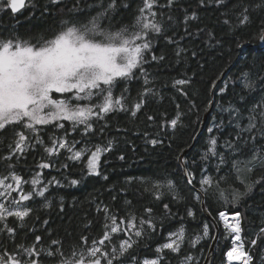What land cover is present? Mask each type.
I'll list each match as a JSON object with an SVG mask.
<instances>
[{
    "label": "trees",
    "instance_id": "obj_1",
    "mask_svg": "<svg viewBox=\"0 0 264 264\" xmlns=\"http://www.w3.org/2000/svg\"><path fill=\"white\" fill-rule=\"evenodd\" d=\"M37 8L26 6L20 12L13 14L4 5H0V35L11 36L20 35L25 38L36 37L45 33L57 31L61 27L62 19L77 18L80 22L87 20L101 9L99 7H87V5H97L100 0H80L82 12L67 14L65 7H71L73 0H62L59 7H51L43 16L41 6H48L51 0H35ZM128 8H119L112 13L111 24L119 27L120 23H130L137 14V9L142 5V0H124ZM166 0H160L165 3ZM249 2V0H244ZM258 3L259 0H252ZM107 0H104L106 5ZM185 9L190 13L197 11L199 18L184 23ZM165 14L166 35L173 36L178 44H169L163 37L154 38V48L152 52L145 53L148 63L144 68L150 78L155 77L154 87L159 90V95L147 97V103L133 117L130 112H116L108 114L104 120L97 121L94 125L96 132L89 139L92 145L105 144L112 140L113 148L110 152L104 153L101 157L100 176H88L82 172L84 162L67 159L69 155L65 150H60L61 155L48 158L43 151V147L37 146L30 149L28 154L21 157L17 162L13 158L10 163L15 164V171L25 180H30L37 172L41 173V185L55 177L60 184H51L45 192L44 197L35 196L25 204L34 209L26 218L24 228L20 227V221L14 217L8 218L10 227L17 228L15 239H11L7 233H0V250L7 248L9 252L15 251V245L23 242L26 246L35 241L38 235L41 242L37 247H51L53 251L56 245H51V240L62 241L64 250L74 242H79L82 235L91 238H99L103 235L104 213L97 211V205H108L110 211L118 216H125L129 211L140 215L144 213L145 207L153 208V219L159 220L165 216L163 205H169L172 213L164 222L163 229L151 239L145 238L141 241L139 248L134 253L139 259L155 256V248L158 244L165 242L168 232L176 230L183 225L186 229L185 240L182 251L178 254L165 250L162 264H180L181 258L191 254L195 260L190 264H203L214 239L204 238L194 247L190 241L195 240L201 233L202 225L208 222L210 234L216 235L214 225L206 217L202 208V192L205 198V205L212 216L220 224V235L214 258L211 264H226V253L232 246L231 237L224 230L223 222L219 220L218 212L226 211L234 214L239 211L242 216V237L247 249L254 255L255 264H262L264 261V243L257 241V246L250 244L251 239L256 238V234L261 227H264V183L258 184L253 193L244 198L239 204H233L231 193L233 189L244 191V184L264 176V168L255 167L253 172H248V161L251 159L256 148H264V138L256 141L245 140L250 137V133L244 132L237 138V124L244 126L248 123L249 109L254 104H259L264 97V90L259 86L255 91L249 92L243 87V72L249 71L253 78H264V41L258 39L261 21H264V11L253 9L251 11L250 22L246 25H239L236 14L229 12L227 17L222 16L224 9L217 10L214 4L201 7L198 0H178V3L171 9H157ZM173 17V22H167V16ZM229 19L230 24H224V19ZM110 21L105 19L102 24L108 26ZM202 29L203 31H199ZM211 31L212 36L208 33ZM183 37V39H180ZM238 43H244V50L237 49ZM177 48L185 49L179 56L176 55ZM164 53L166 59L162 62L152 61L151 55ZM196 55L193 56L192 53ZM228 73L221 83L215 88L214 98L213 88L210 82L216 80L221 71ZM137 77H140L137 71ZM221 77V76H220ZM188 78L190 85L183 86V95L177 87H173V80ZM219 80V79H218ZM216 80V82L218 81ZM227 88L221 92V88ZM259 85V80H258ZM127 86L128 106L138 100V92L142 90L143 78L132 80L126 85L122 84L117 88L115 94H119L121 88ZM62 94H57L61 97ZM245 100H240L241 96ZM209 100L214 101V108L210 115L208 124L196 146L187 153L186 164L188 172L194 174L192 183H188L185 172L180 165L181 149L191 146L197 137L207 109ZM234 104L241 109L242 118L230 116L229 105ZM179 105V109H177ZM177 111L182 113L181 120L183 126L173 129L170 125L160 127L162 114H167V119L175 118ZM148 116L155 117V121H149ZM199 118V120H198ZM215 118V119H214ZM65 128L69 129V122L65 121ZM219 126V127H216ZM261 125L258 123L257 133ZM104 128L103 133L99 132ZM213 128L212 133L208 132ZM149 134L145 137L144 133ZM55 133L62 136L64 133L52 126H44L42 135L45 143H48V136ZM0 135L11 136L9 133ZM210 136H215L218 140V151L223 154L224 163L220 162L219 156H209L203 160L201 157L208 147ZM149 138H156L163 143L156 146L146 143ZM69 139L81 140V133L70 132ZM226 141H232L235 149L228 148ZM8 140L0 145V157L8 154ZM82 147L77 145V148ZM124 155L125 159L120 160L119 156ZM264 154V152H262ZM42 158L49 163H54V167L40 169L37 165ZM86 159V158H85ZM9 162L0 160V172H5L6 164ZM67 164V168L62 165ZM219 168V171L217 169ZM104 175L108 179L103 178ZM150 177L152 179L171 178L176 185V191L184 199H174V193L164 190L163 199L157 201L154 196L144 191V185L139 180L128 183V177ZM203 176H211L216 180L225 177L220 182V188L215 185L208 188L207 193L201 190L200 180ZM72 179L81 180L77 185H71ZM243 182V183H242ZM30 191V184L25 185ZM123 189V190H122ZM223 190L228 194V198H219V191ZM199 195L200 200L195 196ZM116 197L115 200L112 198ZM131 201V205L125 204ZM50 204V206H46ZM191 210L194 215L188 216L187 211ZM44 221H48L47 224ZM91 221L88 228L84 226ZM34 230V231H33ZM26 234V236H25ZM123 233L113 234V243H118L123 239ZM89 240V242H90ZM147 247H144V245ZM43 264H56L58 257H49L42 253L39 258ZM128 263L123 261L122 264Z\"/></svg>",
    "mask_w": 264,
    "mask_h": 264
},
{
    "label": "snow or ice",
    "instance_id": "obj_2",
    "mask_svg": "<svg viewBox=\"0 0 264 264\" xmlns=\"http://www.w3.org/2000/svg\"><path fill=\"white\" fill-rule=\"evenodd\" d=\"M61 3L62 0H51L48 6H41V15L47 13L51 7H59ZM177 3L178 0H166L165 3H160V0H142V5L138 7L137 14L130 23H120L119 27H113L111 14L121 7L128 8L129 5L124 0H107L106 5L104 0H100L97 5H87L89 8L95 6L101 9L87 22H80L77 18L62 19L61 27L57 31L36 37L0 35V133L11 132L10 137L0 135V145L4 144L6 139L8 140V154L0 157V160L9 162L6 164V174L0 172V197L6 201L0 202V233H7L14 240L17 228L9 226L8 218H16L20 221V227L24 228L26 218L34 211L25 202L31 201L35 196L44 197L49 185L60 184V181L53 177L38 188L37 186L41 185V173L37 172L30 180H25L15 171V164L10 163L13 158L18 162L21 157L28 154L30 149L37 146L43 147L48 158L57 157L62 154L60 150H65L69 154L67 159L84 162L82 172L88 176L102 175L101 157L112 150L114 142L109 140L105 144L92 145L89 138L97 131L94 125L97 121L104 120L110 113L130 112L135 117L147 103V97L159 95V90L154 87L156 78H150L144 68V64L148 63L145 53L153 51L156 37H163L169 44H178L173 36L166 35L168 29L165 26V14L157 10L171 9ZM198 4L201 7L214 4L217 10L224 9L221 15L225 17L229 15V12H234L239 25L250 22L253 9L264 11V0H259L258 3L252 0L247 3L244 0H198ZM0 5L6 6L13 14L26 6L37 8L35 0H27V4L26 0H0ZM64 11L69 15L82 12L80 0H73L72 6H66ZM184 11L185 24L199 18L195 10L190 13L187 9ZM105 19L110 21L108 26L102 24ZM167 22H173L171 15L167 16ZM223 23L230 24V20L226 18ZM199 31L203 30L198 29ZM208 35L212 36L211 31ZM258 39L264 41V21H261ZM244 46V43L236 45L237 49ZM184 51L186 50L177 48L176 55L179 56ZM192 55L195 56L196 53L193 52ZM165 59L163 52L158 56L151 55L152 61L162 62ZM137 71L143 78V87L138 92V100L129 107L127 86L121 88L118 95L115 91L122 84L126 85L134 79H140L137 77ZM223 75L224 72L221 71L216 80ZM241 76L243 87L249 92L255 91L258 86L264 90V78H253L249 71L243 72ZM216 80L210 82L212 88L217 86ZM190 83L191 80L188 78L175 79L173 87H177L186 96L183 86ZM226 88L227 85L220 91L223 92ZM54 93L62 94L61 98H54ZM245 99L243 95L240 97V100ZM208 103L211 104L212 101L209 100ZM226 110H229L230 116L242 118L241 109L236 105L230 103L229 109ZM248 111L247 125L237 124V128L240 129L237 132V138L244 132L251 134L245 143L249 140L256 141L258 138H264V97L259 104H254ZM166 115V113L162 114L160 127L170 125L176 129L178 126H183L182 113L179 111L172 119H167ZM147 119L155 121L153 116H148ZM65 121L69 122V129L65 128ZM258 123L261 127L257 133L255 130ZM44 126H52L64 134L62 136L50 134L48 143H45L42 135ZM103 131L104 128L99 129V132L103 133ZM212 131L213 128L208 129L209 133ZM70 132L81 133V140H70ZM144 135L149 136L147 132ZM195 138L194 136L193 139ZM146 143L156 146L163 142L156 138H149ZM81 144L82 147L77 148V145ZM225 145L235 149L232 141H226ZM180 151L183 152L184 149ZM262 152L264 148L254 150L248 161L249 173L253 172L255 167L264 168ZM209 156H219L220 162L224 163V157L218 151V140L215 136L209 137L208 147L201 158L207 160ZM119 159L124 160L125 156L122 154ZM176 159L180 160L181 157L178 155ZM54 166V163H49L44 158L37 165L40 169ZM62 167L67 168L68 165L63 164ZM186 174L189 177L188 183L191 184L194 174L191 172ZM103 178L107 180L108 176L104 175ZM224 179L225 177L216 180L211 176H203L200 180L201 190L207 193L208 188L213 185L219 189L220 182ZM137 180L144 185V191L151 193L157 201L163 199L164 190L174 193V199H184L176 191L175 182L171 178L152 179L131 176L127 178L128 183ZM81 182V180L72 179L70 184L77 185ZM261 183H264V176L244 184V191L233 189L230 197L233 204H239L244 198L250 196L256 186ZM26 184H30V191L24 190ZM261 191L264 192V189ZM14 192L19 195L13 196ZM219 198L226 200L228 194L221 189ZM112 199L115 200L116 197ZM195 199L200 200L201 197L196 195ZM125 204L130 206L131 201H125ZM163 209L165 216L154 220L152 207L144 208L146 215L137 216L135 212L129 211L125 216H118L110 211L108 205H97V211L104 213L103 235L99 238L90 240L89 236L82 235L79 242L68 246L67 251L64 250L62 241L53 239L51 245L57 246L53 251L51 247L38 248L41 237L37 235L35 241L28 246L23 242L16 244L15 251L9 252L7 248H2L0 264H43L39 259L42 253H46L49 257H58L56 264H122L123 261H127L128 264H161L165 250L176 254L182 251L186 234L183 225L168 232L165 242L158 244L155 248L154 257L139 259L134 253L142 240L151 239L158 230L163 229L165 220L172 215L168 204L165 203ZM187 215L193 216L194 213L189 209ZM218 217L220 221H223L224 230L232 241V246L226 253L227 264H233L234 261L238 264H255L254 255L245 249V242L241 236V213L236 211L230 220L225 211H219ZM44 223L47 224L48 221ZM91 223L89 221L84 227L88 228ZM120 233H123L124 238L114 244L113 234ZM204 238L218 239L210 234L208 222L203 223L201 233L190 243L194 247ZM258 240L264 243V227L260 228L256 238L251 239L250 244L257 246ZM144 247L147 245L145 244ZM194 260L195 258L189 253L181 258L180 264H190Z\"/></svg>",
    "mask_w": 264,
    "mask_h": 264
},
{
    "label": "water",
    "instance_id": "obj_3",
    "mask_svg": "<svg viewBox=\"0 0 264 264\" xmlns=\"http://www.w3.org/2000/svg\"><path fill=\"white\" fill-rule=\"evenodd\" d=\"M26 4H27V0H26ZM24 9V8H23ZM21 9V10H23ZM20 10V11H21ZM19 11V12H20ZM246 48V46L243 47L242 50H244ZM228 73V70L226 72H224V75L221 76L219 78V80L216 82V85H218L219 83H221L222 81H224L226 75ZM216 88V87H215ZM215 88H213V92H212V96L214 98V93H215ZM214 108V101L210 104L209 108L207 109L206 113H205V116H204V120H203V123H202V126H201V129H200V132L198 134V136L196 137L195 141L193 142V144L189 147H187L181 154V159H180V165L181 167L183 168L184 172H185V176L187 177V179H189V177L187 176V172H188V169H187V164H186V155L189 151H191L197 144L199 138L201 137L202 133L204 132L205 128H206V125L208 124V121H209V118H210V115L212 113V110ZM199 193L201 194L202 196V208H203V211L206 215V217L209 219V221L214 225L215 229H216V237H218L219 239V235H220V224L219 222L212 216V214H210V212L208 211L206 205H205V198H204V195L202 194L201 191H199ZM218 239H214L212 244H211V247L209 249V252L205 258V261L203 264H211L212 261H213V258H214V254H215V250H216V246H217V241Z\"/></svg>",
    "mask_w": 264,
    "mask_h": 264
},
{
    "label": "rangeland",
    "instance_id": "obj_4",
    "mask_svg": "<svg viewBox=\"0 0 264 264\" xmlns=\"http://www.w3.org/2000/svg\"><path fill=\"white\" fill-rule=\"evenodd\" d=\"M57 94H58V93H57ZM53 95H54V98H61V97H57V96H56V93H54ZM41 184H42V182H41ZM24 190L27 192L25 185H24ZM18 195H19V193H17V192H14V193H13V196H18ZM0 202H6V201H3V198L0 197ZM241 223H242V222H241ZM242 239H243V237H242ZM243 240H244V239H243ZM244 242H245V241H244ZM245 249L248 250L247 247H246V243H245ZM248 251H249V250H248ZM249 252H250V251H249ZM226 264H227V259H226Z\"/></svg>",
    "mask_w": 264,
    "mask_h": 264
},
{
    "label": "built area",
    "instance_id": "obj_5",
    "mask_svg": "<svg viewBox=\"0 0 264 264\" xmlns=\"http://www.w3.org/2000/svg\"><path fill=\"white\" fill-rule=\"evenodd\" d=\"M226 212V211H225ZM227 214H228V216H229V219L231 220V217H232V215L233 214H229L228 212H226ZM223 222V221H222ZM241 222H242V216H241ZM241 235H242V233H241Z\"/></svg>",
    "mask_w": 264,
    "mask_h": 264
},
{
    "label": "flooded vegetation",
    "instance_id": "obj_6",
    "mask_svg": "<svg viewBox=\"0 0 264 264\" xmlns=\"http://www.w3.org/2000/svg\"><path fill=\"white\" fill-rule=\"evenodd\" d=\"M152 257H154V256H149V257H147V258H152ZM145 258V257H144ZM143 259V258H142ZM162 261H163V259H162ZM162 261H161V264H162ZM126 264H128V263H126Z\"/></svg>",
    "mask_w": 264,
    "mask_h": 264
},
{
    "label": "bare ground",
    "instance_id": "obj_7",
    "mask_svg": "<svg viewBox=\"0 0 264 264\" xmlns=\"http://www.w3.org/2000/svg\"><path fill=\"white\" fill-rule=\"evenodd\" d=\"M241 236H242V235H241ZM233 264H238V262H235V261H234Z\"/></svg>",
    "mask_w": 264,
    "mask_h": 264
}]
</instances>
